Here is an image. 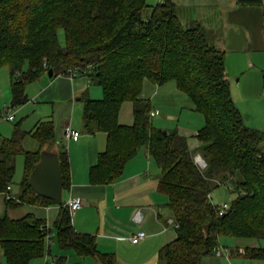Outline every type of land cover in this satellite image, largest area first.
<instances>
[{
	"label": "trees",
	"instance_id": "1",
	"mask_svg": "<svg viewBox=\"0 0 264 264\" xmlns=\"http://www.w3.org/2000/svg\"><path fill=\"white\" fill-rule=\"evenodd\" d=\"M224 60V52L213 45L201 24L184 26L172 0L156 5L148 0H0V68L9 69V107L26 104L27 86L49 70L53 76L76 71L103 94L99 100L85 99L82 111L85 132L96 130L107 137L104 152L89 171L90 183L114 182L141 148L158 165V191L168 197L176 226L175 240L158 254L161 264H202L205 257L215 255L221 237L264 240V132L244 124L232 100ZM144 81L174 82L192 101L204 121L195 150L177 131L153 127L151 105L139 97ZM126 102L133 106L130 126L118 122ZM19 127L10 138L0 140V193L12 184L15 159L22 156L21 191L6 200V206H52L56 203L31 189L29 177L40 153L56 143L53 123H39L29 133L39 146L36 152L23 149L26 134ZM56 152L67 190V153L63 146ZM196 155L204 168L196 164ZM222 185L234 198L220 216L211 193ZM59 209L54 238L33 215L17 220L0 217L5 264H31L43 258L52 238L61 250L116 264L114 255L98 251L95 236L74 230L64 204ZM235 254L264 260V247H245ZM64 259L57 262L63 264Z\"/></svg>",
	"mask_w": 264,
	"mask_h": 264
},
{
	"label": "crops",
	"instance_id": "2",
	"mask_svg": "<svg viewBox=\"0 0 264 264\" xmlns=\"http://www.w3.org/2000/svg\"><path fill=\"white\" fill-rule=\"evenodd\" d=\"M210 6L218 12L219 28L216 30V27L211 28L207 24L205 27L217 32L212 42L224 52L225 72L233 103L248 128L264 132L263 3L261 0H210ZM207 17L208 13L204 15V20ZM91 85L81 75L52 78L45 75L29 84L26 88L28 102L24 108L16 111H23V115L32 111L37 118L32 119L25 129L19 124V129L26 134L22 147L25 151L36 152L39 146L29 133L39 123L52 122L56 143L49 151L56 152L63 146L69 161L70 185L62 192V202L66 205L73 198L82 201L71 217L74 230L95 236L98 251L114 255L116 264H161L158 254L165 245L175 240L176 232L173 216L168 209V197L158 191L160 169L148 150L141 148L114 182L92 185L89 181V171L96 165L99 154L104 152L107 140L105 133L94 130L93 134H88L84 130V100L91 99L87 98L89 96L101 97V91ZM0 91L2 99L11 102L10 76L9 82L0 86ZM139 97L151 105L153 116L150 120L154 128L177 131L187 139L190 149L198 147L196 135L204 124L203 118L195 112L192 101L177 89L174 82L154 85L144 81ZM2 105L7 104L4 102ZM132 111L130 102L121 106L118 115L120 125H132ZM14 121L15 118L7 122ZM65 126H70L80 136L65 141ZM1 139L8 137L0 134ZM18 194L11 184L10 195L17 198ZM59 212L57 204L45 208H8L4 193H0V217L17 220L30 214L52 230ZM138 213L141 219L137 223L134 217ZM137 231H144L146 237L138 244H132L129 238ZM52 232L54 238L55 232ZM53 238L49 254L33 260L31 264H59L57 260L60 257L65 258L63 264H101L95 258L78 256L72 250H61ZM245 247L248 245H241L240 250ZM227 250L231 253L230 248ZM0 254L2 258V252Z\"/></svg>",
	"mask_w": 264,
	"mask_h": 264
},
{
	"label": "rangeland",
	"instance_id": "3",
	"mask_svg": "<svg viewBox=\"0 0 264 264\" xmlns=\"http://www.w3.org/2000/svg\"><path fill=\"white\" fill-rule=\"evenodd\" d=\"M164 0H148V3L151 5H156L159 2H162ZM176 4L178 17L181 20V22L184 24V26H193L195 24H202V26L205 27V24H207L209 27L213 28L216 27V30L219 28V17L218 12L215 8L210 6V0H172ZM208 6V7H207ZM208 13L209 17L205 18L204 15ZM209 18V19H208ZM203 22V23H202ZM207 36L209 40L212 42L214 41V36L217 34V32L213 30H209L208 27H205ZM62 35L60 34V40L62 41ZM213 43V42H212ZM8 79L9 82V69L7 67L0 68V86L3 87L4 84L8 83L6 81ZM90 87H96L101 91V88L96 85H91ZM103 96L101 91V97L100 98H92L87 97L95 100L101 99ZM4 102L8 106H10V100L4 101L2 99V92L0 91V134L5 137H11L13 134V125L20 124L21 127L24 129L29 126V124L32 122V119L37 118V114L33 113L32 111H29L25 115H23V111L18 112L21 107L19 106L16 108H13L11 112H7V114H13L15 115V121L14 122H7L4 119L1 118V114L3 112H6L2 105ZM82 103V102H79ZM28 108V107H27ZM22 116V117H21ZM8 134V135H5ZM197 156V155H196ZM195 156V158H196ZM15 165V173L12 179V185L14 188V191L17 193H20L21 187L20 183L23 178V160L22 156H17L14 162ZM234 198V195L231 194L227 187L224 185L219 186L218 188L214 189L211 193V202L214 205H221V204H229V202ZM220 245L219 248L221 249H231L233 251V254H229L228 256H221L220 258L215 255H209L205 257L202 260V264H264V260H249L245 258L244 256H240L238 254H235L237 250H240L241 245L245 246L248 245V247H264V240L261 241H254V240H242V239H234L230 237H221L219 240ZM238 245V249H236ZM224 247V248H223ZM226 249V250H227ZM229 251V250H228ZM242 250H240L241 252ZM230 252V251H229ZM1 253V252H0ZM0 264H5L4 257L1 258L0 254Z\"/></svg>",
	"mask_w": 264,
	"mask_h": 264
},
{
	"label": "water",
	"instance_id": "4",
	"mask_svg": "<svg viewBox=\"0 0 264 264\" xmlns=\"http://www.w3.org/2000/svg\"><path fill=\"white\" fill-rule=\"evenodd\" d=\"M52 78V70L48 71ZM31 189L41 197L48 198L57 205H62V173L57 152L44 150L39 155V161L34 166L29 177Z\"/></svg>",
	"mask_w": 264,
	"mask_h": 264
},
{
	"label": "built area",
	"instance_id": "5",
	"mask_svg": "<svg viewBox=\"0 0 264 264\" xmlns=\"http://www.w3.org/2000/svg\"><path fill=\"white\" fill-rule=\"evenodd\" d=\"M261 1L263 3V10H264V0H261ZM77 74L78 73L76 71H71L69 76L70 77H76ZM3 108L5 109L6 112H3L1 114V118L4 119L5 121H13L14 115L13 114H7V112H11L13 108L9 107L7 105H5ZM152 116H153V113L151 112L150 117H152ZM79 136H80V133L75 131L74 129H72L70 126L64 127L63 138L65 141L68 142L69 140L76 139ZM195 162L200 168L205 167V163L199 155L196 156ZM10 191H11V185L7 186L6 190L4 191V197L6 200L12 199V196L10 195ZM81 204H82V201L80 198H73V199H70L65 206L68 208L69 212L72 215L75 211H77L80 208ZM219 208H220L219 209V215L222 216L225 213V211L227 210L228 205L226 203H224V204L219 205ZM140 219H141V215L139 213L136 214V216L134 217V221L138 223L140 221ZM175 228H176V226H175ZM145 237H146V233L144 231H137L135 234H133L129 238V240L132 244H138ZM50 240H51V236L47 235L46 241L50 242ZM229 254H230V252L228 250L221 249V248H218L217 251L215 252V255L217 257H221L223 255L228 256Z\"/></svg>",
	"mask_w": 264,
	"mask_h": 264
}]
</instances>
